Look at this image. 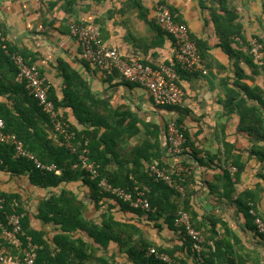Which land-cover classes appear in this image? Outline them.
Returning a JSON list of instances; mask_svg holds the SVG:
<instances>
[{
    "label": "crops",
    "instance_id": "0c3cea01",
    "mask_svg": "<svg viewBox=\"0 0 264 264\" xmlns=\"http://www.w3.org/2000/svg\"><path fill=\"white\" fill-rule=\"evenodd\" d=\"M158 4L167 5L174 13V18L186 24L194 41L200 40L206 45L201 55L205 73L197 72L181 78L182 122L178 120L179 113L176 111L153 105L145 88L121 80L118 75L109 76L81 60L78 43L68 31L67 24L70 21L93 22L99 28L102 40L110 47L117 48L124 58L141 59L152 64L166 63L173 57L174 47L172 39L160 32L154 22ZM231 14V19L227 20ZM228 23L239 30L230 45L235 52L234 57H230L219 45L215 28L217 25L229 26ZM0 30L4 32L5 42L37 65L57 98H64L62 88L65 84L59 61L64 63L67 72L77 73L85 86L76 81L77 84L71 88L78 98L59 110L78 131L92 127L91 120H78L77 116L83 119L87 116L82 110H94L95 118L110 117L111 113L113 117L110 122L120 119L116 111L122 115L127 112L133 114V120L128 114L123 124L134 122L138 133L120 144L117 161H113V154L108 153V156L113 157L107 165L110 171L115 172L120 161H128L125 165L132 166L133 148L140 140L148 138L146 130L151 129L144 128V124L158 126V141L165 163L181 162V157L173 159L167 155L165 129L171 120L177 122L179 129H186L189 142L199 150V156L205 162V154L214 157V161L205 166L191 156L183 157L189 162L196 182L193 186L195 194L190 203L197 218L205 226L214 220L219 222L216 224L219 235L224 232L219 220L226 222L232 233L241 240V244L235 246L237 252L245 256L251 252L264 264V240L256 235L253 220L246 219L234 203L236 196L245 194L247 203L254 208L252 212L264 222V159L255 154L257 152L264 156V141L239 129L237 110L226 113L222 103L226 94L225 84L232 86L234 80L235 62L246 75L242 81L249 89L257 87L254 92L264 98V0H0ZM254 43L261 46L260 59L251 53ZM247 46H250L249 51ZM249 53L253 60L252 66L242 59L243 54ZM240 97L248 104L258 105L256 99L247 98L244 92ZM74 110L78 111L75 113ZM102 131L103 127L100 133ZM127 135L129 137V133ZM53 139L58 141L56 136ZM237 159L242 169L235 180L234 191L225 195L224 170L231 173L234 179L233 173L237 167L233 163ZM141 162L144 167L148 164L144 158ZM62 189L71 191L82 203V215L86 220L101 226L103 214L107 212L117 221L134 225L137 231L132 232L129 246H133L139 236L148 241L150 247L171 249L183 246L179 230L170 228L164 216L152 221L146 214L139 216L122 209L112 200L101 199L96 203L90 187L80 177L62 182L57 187L43 189L30 184L26 176H12L0 170V192L21 196L31 227L43 231L51 246H54L52 238L58 233L59 224L41 219L38 215L39 206ZM165 206H170V200ZM247 223L251 228H248ZM72 238L92 244L96 248L94 257L102 258L107 263L135 264L128 261L126 250L116 240H110L102 248L94 243L88 233L79 229L72 233ZM1 250L8 254L5 249ZM90 264L99 263L93 259Z\"/></svg>",
    "mask_w": 264,
    "mask_h": 264
},
{
    "label": "trees",
    "instance_id": "16d2710c",
    "mask_svg": "<svg viewBox=\"0 0 264 264\" xmlns=\"http://www.w3.org/2000/svg\"><path fill=\"white\" fill-rule=\"evenodd\" d=\"M231 17L232 14L229 15L227 20L231 19ZM73 22L79 21L68 22L67 26L69 33V25ZM216 22L218 24L217 20ZM228 25L229 26L226 27L217 25L215 28L219 36V45L230 57H234L236 55L230 45L234 41L233 36L235 34L238 35L239 30L231 23H228ZM156 26L160 32H163L172 39L175 49V41L172 36L162 30L157 24ZM2 34L4 37V32H2ZM191 39L194 41L192 37ZM194 42L201 58L203 51L206 49V45L204 42L202 44L200 40L195 39ZM247 48L249 51L250 46H247ZM14 49L15 48L5 42L4 39L0 41V118L4 121L5 131L15 134L17 138L22 141L25 150L32 153L41 163L45 165H55L58 172L55 170L49 171L46 168H38L31 159L15 155V150L10 143L0 144V170L12 176H26L30 184L43 189L57 187L62 182H69L80 177L90 187L96 203H99L98 201L101 199L112 200L119 204L122 209L130 210L139 216L146 214L152 221H156L157 218L164 216L170 228L177 229V231L179 230V233L183 237V246L171 249L152 247L158 252L169 255L173 262L177 264H261L257 255L248 252L247 256H245L246 254L237 252L235 246L238 247L239 244H241V240L232 233L226 222L219 220L224 229L223 234L219 235L216 230V224L219 222L214 220L211 221L208 226H205L197 218V213L193 210L190 203V200L195 194L193 186L196 182L189 162L183 157L191 156V158L202 166H205L207 163H212L214 157L205 154L207 158V162H205L199 156V150L195 148L192 142H189L186 129H179L183 133L184 142L182 144L181 153L176 157H181V162L179 163L184 167H188L189 171L179 174H170L173 180V186L168 185L163 179H155L149 171V165L151 164H155L161 170L168 169L172 164H166L161 154L158 141L160 130L156 125L144 124V128L150 127L151 129L146 130L148 138L146 137L140 140V143L133 148L132 166L128 167L125 165L128 161H120L118 162L117 170L115 172L110 171L107 165L112 162L113 157V161H117V149L120 144L125 139L135 136L138 133V128L134 122L128 125L123 124L124 118L128 114L133 120V114L127 112L122 115L119 111H116L115 114L120 116V119L110 122L113 117L111 113L110 117L107 115L104 118H95L94 110L86 109L82 110L87 113L86 118L77 117L80 122L91 120L92 127L81 131L72 127L59 108H62L65 104L70 105L75 98H78V94L74 93V89L71 88L72 85L75 86V84H77L76 81L81 86H85V84L80 80L77 73L70 74L71 71L67 72L64 69V63L59 61L61 67L60 72L63 73L65 82L62 88L64 91V98H57L53 87H50L46 79L45 83L48 86V98L53 102L58 114L57 121L61 123L65 130L72 133L68 143L64 135L56 131L49 115L42 109L38 100L29 93L26 83L16 80L17 68L10 57L11 53L16 52ZM80 53L79 48V58L83 60ZM21 55L27 64L37 66L32 60L27 58V55ZM173 59L172 57L166 64L171 63ZM242 59L248 65H253L250 53L248 55L243 54ZM137 60L142 64H148L153 67L158 65L141 59ZM86 63L96 67L89 62ZM175 69L178 75L176 82L183 90L181 78L187 77L188 75H195L197 72L188 71L178 65ZM102 71L109 76L118 75L121 80H124L113 68ZM41 75L43 74L41 73ZM245 77L246 75L243 73L240 66H238L237 62H235V76L232 81V86H227V83L225 84L226 94L222 101L224 110L226 113H231L236 109L240 117L239 129L244 130L255 139L264 141V98L254 92L257 90V87L254 86L252 89L248 88L242 81ZM136 85L140 86L139 84ZM240 92L246 93L249 99H256L258 105L248 104L245 99L240 97ZM160 107L168 108L171 111L179 113L178 120L182 122L183 116L181 114L183 113V109L181 106ZM74 111L76 113L78 110ZM175 124L177 125V122ZM167 125L165 129L166 133ZM101 127L104 128V131L100 133ZM127 133H129V137ZM53 136L57 137V142H55ZM83 153L87 156L88 161L93 163L95 169L98 171V177L107 179L113 186L125 189L132 196L134 195L136 186L147 188L145 195L149 201L150 208L148 210L141 207L134 208L130 205L129 201H122L108 192H101L97 186V180L92 179L89 172L82 167L80 155ZM108 153H112L113 157L108 156ZM255 154L264 159V156L259 155L257 152ZM167 155L173 158L168 153ZM142 158L148 162L145 167L142 165ZM226 159L227 158H225V160ZM233 164L237 167V171L233 173L235 176L234 179H232L231 173L224 170L225 195H230L234 191L235 180L242 169V164L238 162V159ZM176 186H180L182 190H178ZM0 198L3 199L0 221H4V212L16 213L19 215L22 232L21 240L23 244L26 243L27 237H29L36 246L35 264H90L93 259L99 264H110L102 258L94 257L96 248L92 244L80 238H72V233L78 229L88 233V235L94 239V243H97L102 248H105L110 240H116L121 247L126 250L129 262L135 264H167L148 253V249L151 245L141 236H139L138 240H135L133 246H129L132 232L137 231L134 225L117 221L107 212L103 214L101 226L90 220H86L82 215V203L69 190L62 189L58 194H52L42 201L39 206L40 212L38 215L41 219L44 221L53 220L59 224V231L52 238L54 246L48 243L43 231L35 230L31 227L29 214L23 206L24 204L21 196L16 193L0 192ZM168 200H170V206L167 207L165 204ZM234 203L246 219L253 220L256 235L264 240V235L258 232L254 222L255 216L257 215L252 213V209L254 208L250 203H247L245 194L236 196ZM179 207L189 214L191 225L200 232L204 239L203 249L199 254L192 250V242L181 227L179 228L174 224ZM247 225L248 228H251L248 223ZM157 227H160L159 224H157ZM2 248L7 251V255L9 256L20 254L19 249H15L0 238V249ZM176 251H179V253L176 254Z\"/></svg>",
    "mask_w": 264,
    "mask_h": 264
},
{
    "label": "built area",
    "instance_id": "2783aa9c",
    "mask_svg": "<svg viewBox=\"0 0 264 264\" xmlns=\"http://www.w3.org/2000/svg\"><path fill=\"white\" fill-rule=\"evenodd\" d=\"M156 24L165 32L170 34L175 41V49L173 61L169 64L161 63L156 67L148 64H142L136 58H124L115 47H110L101 38L99 28L88 22H73L69 25L70 34L76 39L80 48L81 58L101 70L115 69L119 75L126 81L139 84L145 88L156 106H181L183 104V90L177 84L178 75L175 67L178 65L188 71L205 73V68L201 61L195 42L191 39L188 28L185 23L177 21L170 8L165 4L157 5L155 15ZM3 34L0 30V41L3 40ZM261 46L254 43L251 53L261 58ZM12 62L17 68L16 80L24 81L29 93L34 96L42 109L49 115L56 131L61 132L69 143L72 133L63 128L61 123L57 121V111L51 100L48 98V86L45 78L41 75L39 69L35 65H29L23 56L17 52L10 54ZM184 142L183 133L176 126L174 121H170L167 125V152L177 159ZM10 143L15 155L24 156L31 159L36 167L46 168L47 170H55V165H45L29 151L25 150L21 140L15 134L5 131L4 121L0 118V144ZM82 167L89 172L92 179L97 180V186L102 192H108L122 201H129L134 208H150L149 201L145 195L147 188L135 187L132 196L125 189L113 186L107 179L99 178L98 171L93 163L89 162L85 153L80 155ZM150 174L155 179H163L170 186H173V180L170 174H179L188 172L189 168L182 166L177 160L169 166L168 169L161 170L155 164L149 165ZM178 190H182L180 186H176ZM3 208V199L0 198V211ZM254 214V212H252ZM255 215V214H254ZM258 232L264 235V222L255 216L254 220ZM174 224L184 231L186 236L192 242V250L199 254L203 249L204 239L200 232L196 230L190 222L189 214L179 207ZM21 224L20 217L16 213H5L4 221H0V238L7 244L20 250V254L9 256L0 249V262L11 264H35L36 246L31 239L27 237L26 243L21 240ZM148 253L154 255L157 259L167 264H177L173 262L171 257L166 253L158 252L154 247L148 249Z\"/></svg>",
    "mask_w": 264,
    "mask_h": 264
}]
</instances>
